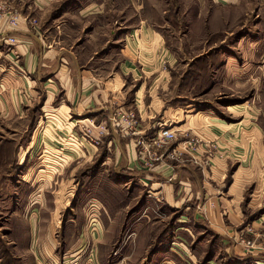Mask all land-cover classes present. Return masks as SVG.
Returning <instances> with one entry per match:
<instances>
[{
    "label": "rangeland",
    "instance_id": "1",
    "mask_svg": "<svg viewBox=\"0 0 264 264\" xmlns=\"http://www.w3.org/2000/svg\"><path fill=\"white\" fill-rule=\"evenodd\" d=\"M12 16L17 23L19 18L29 21L44 43L73 55L79 69H94L109 93L123 94L106 130L99 127L101 116L50 113L48 104L44 108L42 83L35 85L34 102H18L20 112L0 119V264H17L3 244L13 230L12 215L38 219L43 227L53 221L60 251L73 246L66 241L81 238L79 249H96L102 264H264V2L218 8L207 0H0V18L8 21ZM141 18L167 37L170 49L157 55L156 67L123 72L120 64L131 56L121 50L120 30L129 21L136 27ZM111 30L118 35L114 39ZM174 31L181 42L174 39ZM9 46L27 48L30 42L16 39ZM167 55L173 57L169 62ZM153 77L160 83L151 84ZM57 105L55 100L53 107ZM141 108L142 123H155L151 133L165 127L176 133V140L155 149L152 161L140 160L141 147L133 142L137 168L152 171L158 158L168 168L189 162L205 184L215 188L219 183L211 179V159L229 158L215 196L231 188L234 197L239 194L240 223L233 206H212L211 201V206H164L162 198L154 199L136 179L130 184L129 178L112 174L114 147L108 142L112 134L116 138L114 132L122 133L110 119L123 109L133 112L140 124ZM145 108L159 114L148 119ZM93 117H98L94 125L99 130L79 126ZM210 120L223 122H215L216 135L235 128L234 135L243 134L246 143L256 137L255 146L217 148L207 126ZM216 211L229 216L227 228L217 225ZM219 231L228 236V243L220 244L215 235L221 236ZM139 235L146 238L143 243ZM243 240L253 242L254 248L247 249ZM161 251L174 256L187 251L192 257L160 260Z\"/></svg>",
    "mask_w": 264,
    "mask_h": 264
},
{
    "label": "crops",
    "instance_id": "2",
    "mask_svg": "<svg viewBox=\"0 0 264 264\" xmlns=\"http://www.w3.org/2000/svg\"><path fill=\"white\" fill-rule=\"evenodd\" d=\"M207 1L218 8H231L247 0ZM260 1L264 2V0ZM32 19L35 20V18ZM140 20L141 23L136 27L133 26L132 21H129L126 23V25H129L120 30L122 32H120L121 36L118 41H122L123 43L121 50L127 51L131 56L130 60L127 58L122 60L120 68L123 72H135L140 69L144 71L151 67H156L154 62L157 55L163 51L168 52L170 49L168 48L169 40H167L164 34L159 33L151 26H147L142 22V18ZM29 24L31 23L26 21L25 18L22 20L19 18L17 27L12 28L6 17L0 18V86L4 88V91L0 93V119H4L6 116H14L20 112L19 106H17L18 102H22L23 105L24 103L30 104L31 100L34 102L38 95V86L35 85L42 83L45 96L44 108L47 107L46 105L48 104L51 108L50 113L55 111L54 113L64 115L69 112L76 116L81 115L84 118L101 116L102 118L99 126H105L111 114L110 112L120 104L118 99H122L123 93H117V90L109 93L106 86H103L98 76L95 75L94 69H79V63L77 60L73 59V55L66 54V50L62 47L57 48L51 44L49 46L44 43V41L38 39V34H35L37 33L35 32L36 28H33V26ZM103 29V26L95 27V30ZM115 32L116 31L113 30L110 31L113 39L118 36ZM174 33L176 35L177 32L174 31ZM176 36L177 37H174V39L181 42V37L178 35ZM8 38L26 40L30 42V46H28L29 48L23 46H17L16 49L13 47L9 48L11 46L4 42V40ZM175 49L180 50V48ZM15 53H19V56L17 54L15 55ZM134 56L138 61L132 60ZM170 56L171 55L168 57L167 55L168 62L170 61L169 58H173ZM143 59L145 61L140 63L139 61ZM170 65L173 64L170 63ZM5 71H9L12 77L9 74L6 75ZM151 79V84L156 83V81L157 84L160 83L159 80H156L157 77ZM142 84L145 86L147 81L142 82ZM151 89L152 87L150 90ZM154 92L156 91L154 90ZM55 100H57L58 103L56 108L53 107ZM152 107L155 108L156 111L158 110L157 107ZM147 109H149V111H147ZM141 111H143V109L139 110V114L141 115L139 124L140 137L146 139L151 138L152 135L155 134V132H150L154 130L155 123L151 120L148 124L142 123L145 118H143ZM158 111L160 112L161 110ZM46 112L47 110L44 111V113ZM159 112H152L151 108L144 109V113L147 117H149L148 115H158ZM150 117L148 119H150ZM97 118L93 117L91 119L92 122H90L89 119H84L80 121L81 124H79V126L81 128L84 127L96 131L98 128H95L94 121H96L95 119ZM215 122H219L220 125H223L222 121L210 120L207 126H209L212 131V141L213 139L216 140V143H213L217 144V148L220 149L221 147L226 150L227 146L236 147V149L237 147L241 149L246 146H255L256 137H254V139H249L247 141L248 143H246L243 134L238 135L237 132V135H234L236 131L235 128H228V130H224L222 133L219 131L221 135H216L213 132L214 127H217ZM252 130L255 132V128H252ZM214 135L219 139L217 140ZM114 136H116V138L114 137L113 139L112 134V138L108 142L109 145L114 147L113 162L114 167L117 169H114L112 172L114 176H122L126 180L129 178L130 184L136 179L138 184L149 189L148 193H150L153 198H162L164 206H211L209 203L210 201L213 202L212 206H233L234 212L237 213L235 218L238 223L241 222L238 212L240 203L239 194L237 197H234L235 194L231 192V188L230 191L227 189L226 193L222 196H215L221 191V180L225 176L227 166L230 165L231 162L229 158L215 156L211 159V179L218 181L219 184L215 185V188H209L205 184L206 181L204 182V177L201 176L202 173H200L199 169L189 162L173 164L168 168L164 162H160L158 158L155 168L152 171L139 170L136 166L137 152L134 145L135 139L138 137L129 136L124 138L122 134H117V131L114 132ZM232 136H234V138ZM229 140L234 143H230ZM257 141L259 140L257 139ZM155 152L157 155L158 150ZM244 158L245 155H243L238 162H241ZM119 164L121 166L117 168ZM163 165H165L167 170L164 169ZM162 168L165 170L164 172L161 171ZM121 172L125 174H121ZM27 175L29 176L31 174L28 173ZM235 175H240V172L235 171ZM14 178L15 177H13V179ZM227 194L230 199L227 198ZM209 198L210 200L206 202ZM215 213L217 225L221 228H227L228 223H226V221L229 219V216L224 218V212L217 214L216 211ZM12 217L13 215L9 219V227H13V230L10 231L6 240H3V244L6 245L8 249H11L12 257L16 260L17 264H102L101 253L96 249L91 248L86 252H82L79 249L78 243L82 244L84 242L81 238L77 239L76 242L66 241L65 244L68 243L73 246H69L66 250L60 251V240H56L55 236L52 234L53 227L56 226L53 221L43 227L38 219L27 217L17 220L18 218ZM220 233L221 236L215 233L220 244H225L224 242L228 243V236H222V234L225 235L224 232ZM139 236L137 240L143 243L146 238L142 235ZM84 240L87 241L86 238H84ZM225 252L228 253V258H230V255L232 256L229 248L225 250ZM178 255L179 256H174L170 251H161L160 260L168 259L171 256L172 259L175 260H178L181 256L186 257V255L189 259L192 257L187 251L186 253H178ZM244 259L245 258H243V260ZM173 264L176 263L173 262ZM209 264H213V261H210Z\"/></svg>",
    "mask_w": 264,
    "mask_h": 264
},
{
    "label": "built area",
    "instance_id": "3",
    "mask_svg": "<svg viewBox=\"0 0 264 264\" xmlns=\"http://www.w3.org/2000/svg\"><path fill=\"white\" fill-rule=\"evenodd\" d=\"M33 24L36 22L33 21ZM9 25L12 28L17 27V17L12 16L9 18ZM8 45H13L16 42L15 38H8L4 40ZM112 122L111 125L120 129L122 136H133L138 137L135 140L136 146H140L141 150L139 152L140 160L146 157H152L151 161L156 159L155 149L163 147V145L168 144L176 140V133L172 132V130L165 129V127H161L151 138H143L140 137L139 131V121L136 118V115L131 111H126L123 109H119L117 112H114L112 118L110 119ZM101 130H106V126H99ZM171 158L175 157V154L170 155ZM242 243L247 249H253L254 243L251 241L243 240Z\"/></svg>",
    "mask_w": 264,
    "mask_h": 264
}]
</instances>
